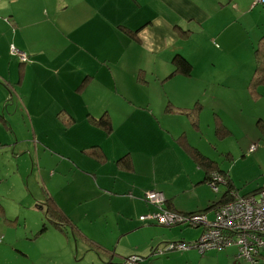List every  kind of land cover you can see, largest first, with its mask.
<instances>
[{
	"label": "crops",
	"instance_id": "crops-1",
	"mask_svg": "<svg viewBox=\"0 0 264 264\" xmlns=\"http://www.w3.org/2000/svg\"><path fill=\"white\" fill-rule=\"evenodd\" d=\"M258 4H264L263 0H0V15L6 14L0 17V25L12 28H0V41L6 51L10 43H15L12 39L17 30L24 37L26 25L44 17L53 18L65 8L67 17L82 24V31L88 32L91 26L92 34L113 40L131 38L142 44L148 57L146 62L139 61L126 70L125 81L105 83L97 82L99 67L90 65V56L98 57L99 52L85 47L52 60L55 65L44 73L35 69L37 54L30 49L32 60L26 64L18 59L20 68L0 58V78L6 79V83L0 82V126L15 137L1 146L0 153L12 171L5 173L0 162V183H13L15 179L10 176L17 172L20 183L25 185L18 198L20 203L26 207L46 205L47 217L59 232L55 233L57 240L23 250L27 263L75 264L88 247H93L97 256L82 264H117L129 254L144 257L134 264H155L152 258L156 253L164 255L160 260L175 264L202 263L203 259L187 258L190 248L154 251L174 237L188 238L186 230L181 231L184 224L166 226L140 220L139 215L154 209L144 199V192L155 188L164 192L165 204L171 209L182 213L205 211L209 219L213 218L227 183L221 182L225 189L216 196L218 190L207 182L206 167L197 164L188 151V146L193 145L188 135L180 133L172 121L187 116L179 108H191L196 97L185 79L187 74L174 70V55L184 56L191 64L190 73L197 72L206 62L205 53L199 48L186 50L180 41L200 34L212 43L218 41L226 53L231 48L227 39L232 35V26L253 10L264 14V10L255 9ZM50 75L56 79L51 80ZM15 111L21 113L17 121L12 116ZM102 115L110 121L111 130L97 125L95 119ZM196 115V124L189 117L191 125L200 122L199 112ZM69 119L72 122L67 123ZM224 121L227 134L233 129V121ZM14 125L20 128L21 135ZM20 141L25 143L18 145ZM128 141L142 146L129 148ZM176 141L187 148L183 156L190 165L189 172L181 181L171 178L163 182L157 178L156 183L146 182V175L137 168L139 159L144 164L152 162L157 155L177 149ZM94 145L104 160L90 153ZM249 147L244 146L245 153L255 149ZM134 152L141 156L133 157ZM124 156L130 158V167L123 162ZM241 157L236 152L228 153V162L220 166L215 161L213 169L226 172L236 192L241 177L232 173V163ZM186 175V184L180 187ZM198 184L205 186V194L191 199L186 191ZM263 184L264 175L244 190L255 191ZM211 208L213 214L209 215ZM54 221L62 225L58 227ZM158 225L171 228L163 230ZM193 226L199 228V233L203 228ZM69 229L77 235L74 241L68 236ZM233 246L212 251L210 264H242ZM250 264H264V258Z\"/></svg>",
	"mask_w": 264,
	"mask_h": 264
},
{
	"label": "rangeland",
	"instance_id": "rangeland-1",
	"mask_svg": "<svg viewBox=\"0 0 264 264\" xmlns=\"http://www.w3.org/2000/svg\"><path fill=\"white\" fill-rule=\"evenodd\" d=\"M255 9L264 10V4H258ZM0 17H6V14L0 15ZM81 26V23L67 17L65 8H62L53 18L44 17L34 24L26 25L24 37L17 30L12 40L17 48L26 52L29 59L25 62L26 64L32 60L29 49L36 52L38 63L35 64V69L43 73L47 67L54 66L55 62L52 60L60 58L61 55L70 54L80 47L96 50L99 52V56H90V65L93 63L99 67L96 79L97 82L99 80L102 83L119 81V79L125 81L126 70L139 61H147L148 57L144 48L138 41L131 38L109 39L106 35L92 34L94 28L91 26H89L88 32L82 31ZM2 27L12 29L8 24L0 25V28ZM263 28V12L253 10L238 25L232 26V35L230 39H227L231 48L226 53L221 49L218 41L212 43L207 37L200 34H194L190 38L180 41L186 50L199 48L203 51L206 55V62L201 63L197 72L185 75V79L191 83L196 97L192 100L191 109L185 114L187 116L173 118L172 121L180 133L184 132L185 135H188L192 146L199 148L220 166L223 162H228V153L236 152L237 156L241 157L243 152L244 156L235 159L232 163V173L241 177V181L236 184L237 191L240 193H245L244 187L254 185L264 175V85H259L254 93L250 92L248 88V80L254 67L253 50L260 36L264 34ZM108 54L116 56L112 57ZM0 58L4 60L3 63L12 61L17 68H20L18 56L12 54L10 50L6 51L3 41H0ZM2 78H0V82L6 83L5 77ZM50 78L51 80L56 79L54 75H50ZM5 89L7 92L5 100L9 104L10 99L7 98L9 92L7 88ZM1 106L2 102L0 109ZM198 112L200 122L195 126L191 125L189 117ZM20 115V111H15L12 114L15 121L19 120ZM224 119L233 121V129H229L227 134L223 127V124H226ZM14 128L16 133L21 135L20 128L17 125H14ZM10 137L14 141L13 134L5 127L0 126V151L3 149L1 146ZM180 138L182 137L180 136ZM143 139L145 140V138ZM24 143L25 141H20L17 144L23 145ZM252 143L255 144V149L245 153L244 146ZM126 144L129 148L142 146L131 141ZM174 144L177 149L167 150L157 155L152 162L144 164L139 159L137 168L146 175V182L156 183L157 178L163 182L171 178L181 181V178L189 172L190 165L183 156L187 148L177 141ZM134 156L139 158L141 153L134 152ZM0 162L4 164L5 173L8 174L12 171L11 165L3 153H0ZM10 177L15 179L13 183H0V264H29L27 263L28 259L23 258L25 256L23 250L57 240L55 233L59 232L54 230L51 219L47 217L49 211H47L46 205L26 207L20 203L18 198L22 195L25 185L20 183L22 179L19 178L17 172ZM186 181L187 175L180 187L184 186ZM217 186L216 196L225 189L222 183H217ZM186 194L191 199H197L205 194V186L199 184L196 188L191 186L187 189ZM208 214H213L212 208L209 209ZM158 227L163 230L171 228L162 225H158ZM66 228L68 227L66 226ZM38 229L43 230L37 233ZM183 229L186 230L188 238L174 237L169 240L188 242L199 233V228L190 224L184 226L181 231ZM68 236L73 241L77 237L71 229H69ZM234 247L231 248L236 251L237 248ZM155 250L156 248H154ZM188 250L187 258L203 259L201 264H210L212 251H219L208 249L201 252L197 248ZM168 251L165 250V252ZM95 256H97L96 250L93 247H88L82 250L81 260L74 262L82 264V261L91 260ZM160 256L161 254L158 253L153 256L155 264L176 263L162 261L160 258L164 255ZM240 258L242 264L253 263L246 257ZM73 259H76L75 254H73Z\"/></svg>",
	"mask_w": 264,
	"mask_h": 264
},
{
	"label": "built area",
	"instance_id": "built-area-1",
	"mask_svg": "<svg viewBox=\"0 0 264 264\" xmlns=\"http://www.w3.org/2000/svg\"><path fill=\"white\" fill-rule=\"evenodd\" d=\"M259 1V0H254ZM10 52L22 62L28 61L26 52L9 45ZM255 144L250 145V150ZM226 178L219 170H212L208 184L218 190L217 183H226ZM232 188L230 189V191ZM231 198L224 200L214 208L213 218H208L205 211L182 213L165 208V194L160 189L151 188L144 192V198L156 205L157 209L141 214L140 219L153 220L159 224L203 225L199 235L191 241L169 240L167 248H156L155 252L176 247L179 249L197 248L201 252L214 247L235 245L238 257H246L253 263L264 258V184L255 191L231 192ZM139 255H128L122 263H140Z\"/></svg>",
	"mask_w": 264,
	"mask_h": 264
},
{
	"label": "trees",
	"instance_id": "trees-1",
	"mask_svg": "<svg viewBox=\"0 0 264 264\" xmlns=\"http://www.w3.org/2000/svg\"><path fill=\"white\" fill-rule=\"evenodd\" d=\"M254 67H253V70H252V74L248 80V88L250 90V92L254 93L257 89V87L259 85H264V34H262L260 36V38L258 39V41L256 42L255 44V47H254ZM22 62V61H21ZM174 70H177V71H180L184 74H190V70H191V64L189 63V61L182 55L180 54H175L174 55ZM189 109L191 108H179L180 111L186 113ZM197 114V113H196ZM191 115V120L192 122H194L196 124V118H197V115ZM62 119H65V116L62 117ZM96 122H97V125L100 126L102 129L106 130V131H109L111 130V125L109 124V120L107 119V117L105 115H102L98 118L95 119ZM66 122H72V119H69V120H66ZM98 151V154L97 152ZM188 151L191 152L194 160L197 162V164L199 165H203L204 167H206V170L208 172V175H207V182L208 180L210 179V173L211 171L214 169V167H216L215 165V161L210 159L207 155H204L202 154L198 149H196L195 147H192V146H188ZM91 154L95 153L94 156H96L99 160H104V157L102 156V154L99 152L98 150V147L96 145H94L92 148H91V151H90ZM97 154V155H96ZM123 162L128 166L130 167V158L124 156L123 158ZM217 169V168H216ZM220 170V169H219ZM220 172L224 175V177L226 178V183H227V186H226V190L223 194L224 198L220 201H224V200H227L229 198H231V192H235V188L232 186V184L229 182V179L227 177V174L226 172L224 171H221ZM232 188V190L230 191V189ZM166 197V196H165ZM147 202H149L146 198H144ZM166 200L164 201V204L163 206H165V208H169L171 209L170 207H168L166 204H165ZM151 203V202H149ZM153 204V203H151ZM154 205V209H157L156 205ZM153 209V210H154ZM50 210V209H49ZM58 210V209H57ZM173 210V209H171ZM48 211V210H47ZM152 211V210H151ZM175 211V210H174ZM194 212H200V211H194ZM183 213H186V212H183ZM60 215V214H58ZM141 215V214H140ZM139 215V216H140ZM140 218V217H139ZM140 220H145L147 222L151 221V220H147V219H140ZM59 221V220H57ZM57 221H54V223L60 227L62 224H60V222H57ZM60 221H62V219L60 218ZM152 222V221H151ZM157 223V222H156ZM159 224V223H158ZM185 226H187L188 224L187 223H184ZM168 226V225H166ZM169 226H172V225H169ZM169 241V240H167ZM166 241V242H167ZM164 243L163 245L161 246H158V247H155V248H167V243ZM224 247L226 246H223V247H214V248H210V249H216V250H220V249H223ZM171 249H177V250H181L179 248H176V247H172ZM171 249H166V250H171ZM208 250V249H206ZM165 251V249L163 250ZM129 255H138V254H129ZM128 256V255H127ZM125 258V256L121 259V261L117 262V264H127V263H122L123 262V259ZM142 260H140L139 262H141ZM258 262V261H256ZM254 262V263H256Z\"/></svg>",
	"mask_w": 264,
	"mask_h": 264
},
{
	"label": "water",
	"instance_id": "water-1",
	"mask_svg": "<svg viewBox=\"0 0 264 264\" xmlns=\"http://www.w3.org/2000/svg\"><path fill=\"white\" fill-rule=\"evenodd\" d=\"M125 257H127V256H125ZM139 258H140V259H142V260L144 259V257H143V256H141V257H139Z\"/></svg>",
	"mask_w": 264,
	"mask_h": 264
}]
</instances>
